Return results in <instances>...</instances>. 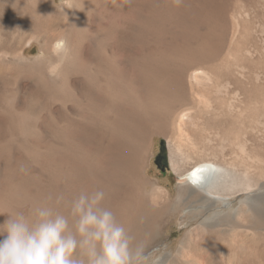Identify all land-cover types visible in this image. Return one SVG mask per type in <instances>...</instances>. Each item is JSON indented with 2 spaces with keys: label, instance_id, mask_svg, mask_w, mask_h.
<instances>
[{
  "label": "bare ground",
  "instance_id": "bare-ground-1",
  "mask_svg": "<svg viewBox=\"0 0 264 264\" xmlns=\"http://www.w3.org/2000/svg\"><path fill=\"white\" fill-rule=\"evenodd\" d=\"M98 189L135 264H264V0H0V212Z\"/></svg>",
  "mask_w": 264,
  "mask_h": 264
},
{
  "label": "clouds",
  "instance_id": "clouds-1",
  "mask_svg": "<svg viewBox=\"0 0 264 264\" xmlns=\"http://www.w3.org/2000/svg\"><path fill=\"white\" fill-rule=\"evenodd\" d=\"M104 198L103 190L81 192L66 213L48 205L0 212V264H135L143 249L131 247Z\"/></svg>",
  "mask_w": 264,
  "mask_h": 264
},
{
  "label": "rangeland",
  "instance_id": "rangeland-1",
  "mask_svg": "<svg viewBox=\"0 0 264 264\" xmlns=\"http://www.w3.org/2000/svg\"><path fill=\"white\" fill-rule=\"evenodd\" d=\"M36 53H37L36 49H34L33 52L27 53V54L29 56L30 55L34 56V55H36ZM162 148L163 147H162L161 140H156V147H155L156 150L153 153V158H152L153 167L148 170V176L151 179L158 181L160 184L167 185V186H169L170 189H174L176 187V184L179 182V180L174 175V173L171 170H169L168 167L162 163V160H163V156H162L163 155V149ZM174 226H175V224L172 226L170 233L167 234L168 237H170L171 241H174V240L176 241V240L180 239V236H181L180 234L182 232L178 226H175V227ZM223 248L227 252H226V254L224 253L223 256L221 255V258H219L220 264H251L252 259H253L252 255L254 253V251H253L254 247H228V249H227V247H221L222 250H224ZM262 248L263 247H258V249H262ZM200 253L201 254H199V253L198 254L201 255L202 257H200V260L198 262H199V264H201V262H203L202 264H204V261H202V259L205 258L203 256L204 254L202 252H200ZM199 255L197 256V259L193 257L194 255L192 256V258H194L195 260H198ZM198 262H197V264H198ZM193 263L194 262L191 261V264H193ZM194 264H196V263H194Z\"/></svg>",
  "mask_w": 264,
  "mask_h": 264
},
{
  "label": "water",
  "instance_id": "water-1",
  "mask_svg": "<svg viewBox=\"0 0 264 264\" xmlns=\"http://www.w3.org/2000/svg\"><path fill=\"white\" fill-rule=\"evenodd\" d=\"M162 163H163V161H162Z\"/></svg>",
  "mask_w": 264,
  "mask_h": 264
}]
</instances>
